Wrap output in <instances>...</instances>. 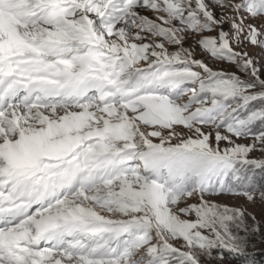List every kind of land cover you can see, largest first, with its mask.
I'll list each match as a JSON object with an SVG mask.
<instances>
[{"label": "snow or ice", "instance_id": "1", "mask_svg": "<svg viewBox=\"0 0 264 264\" xmlns=\"http://www.w3.org/2000/svg\"><path fill=\"white\" fill-rule=\"evenodd\" d=\"M257 203L264 0H0V264H253Z\"/></svg>", "mask_w": 264, "mask_h": 264}, {"label": "rangeland", "instance_id": "2", "mask_svg": "<svg viewBox=\"0 0 264 264\" xmlns=\"http://www.w3.org/2000/svg\"><path fill=\"white\" fill-rule=\"evenodd\" d=\"M161 178L166 179V175ZM220 202L237 205L244 203L242 200H233L224 197L220 198ZM248 210L254 212L258 219L264 221V205L260 203L248 205ZM249 243L251 245L248 249L249 260L252 261L253 264H264V236L258 235L253 237ZM225 264H240V262L229 259L225 261Z\"/></svg>", "mask_w": 264, "mask_h": 264}, {"label": "clouds", "instance_id": "3", "mask_svg": "<svg viewBox=\"0 0 264 264\" xmlns=\"http://www.w3.org/2000/svg\"><path fill=\"white\" fill-rule=\"evenodd\" d=\"M170 170L166 176V181L169 187L177 188L179 186H188L190 183V174L185 170L182 157H171ZM168 168V165H165Z\"/></svg>", "mask_w": 264, "mask_h": 264}]
</instances>
